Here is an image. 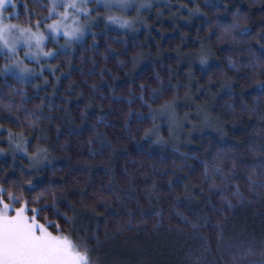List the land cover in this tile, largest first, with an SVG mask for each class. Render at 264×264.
<instances>
[{
	"label": "snow or ice",
	"instance_id": "snow-or-ice-1",
	"mask_svg": "<svg viewBox=\"0 0 264 264\" xmlns=\"http://www.w3.org/2000/svg\"><path fill=\"white\" fill-rule=\"evenodd\" d=\"M32 2L38 3V0ZM134 2L135 0H53L48 16L44 18V27L53 33L52 40L56 44L60 43V34L63 33V56H75L80 61L79 65H75L72 60H66L65 71V65L51 63L53 59H59V51H44L46 36L40 30L41 21H36L35 30L31 26L13 23L14 19H19L20 13H9L7 10L9 6L17 8L16 0H0V50L7 49L0 57L6 61L0 65V73H7L14 68L37 77V80L42 79L43 85L35 84L34 91L39 93L43 86L44 93L39 96L38 103L33 102V107L28 108V91L25 89L20 92L11 88V93L22 95L19 104L11 97L6 104H0V110L9 113L8 124L21 129L14 132L13 127L0 123V157L11 153L13 159L12 166L0 167V264H159L156 257L166 254L169 247L164 239H160L164 229L165 204L169 205V220L172 211H175L194 230L211 228L215 232L217 251L227 250L231 253L235 245L225 238L224 222L228 219V212L234 211L236 205L229 197H235L243 203L241 182L258 197L264 195V145L259 152L254 145L245 149V152L255 157V163L249 162L237 147L233 148L231 154L224 149L213 152L204 145H201L204 150L200 154L181 151L183 146L194 143V133L203 135L210 129L223 138L228 136V127L234 129L238 125L243 126L245 114L249 115L250 122L251 114L256 109L243 96L239 107L231 103L221 105L220 113L212 111L226 94L235 99L236 86L239 85L235 77L225 74L224 79L219 82H214L209 77L205 85L198 79L193 83V73L188 72L185 75L189 83L186 84L180 81L177 72L169 66L167 81L156 72L155 81L159 87L152 88L151 85L138 83L135 77L141 65L154 64L167 51L159 40L154 43H149L147 38L138 40L130 50L125 40L123 52L114 48L112 43L107 44L103 52L100 51L96 33L97 20L92 16L89 4L97 5V12L100 4L107 9H111L114 4H123L122 10L126 11ZM195 2L196 0H192V4ZM58 3H63L66 10L73 9L80 19L75 18L73 12L65 11L59 13V18L47 23ZM144 6L140 5L141 8ZM147 6L151 8V4ZM165 7L171 6L165 4ZM229 7L225 5V11ZM186 8L190 17L199 13V7L192 8L184 3L177 6V11ZM24 14L29 19L36 15L35 12H29L27 0H24ZM161 16L162 13L157 9L155 20H161ZM69 17L72 19L69 20ZM232 18L230 24L218 23V26L224 34L232 36L234 44L242 43L249 51H254L252 39H236L249 32L247 26H240L243 15L237 10L232 13ZM172 19L175 23L174 14ZM109 22L134 33L143 28L146 37L152 35V24L148 18L129 21L119 15H108L104 21L105 28ZM237 28L238 33L234 31ZM89 32L91 44H85L84 39ZM212 36L220 38L217 33H210L207 37L209 42ZM181 40L187 41V35L182 34ZM33 41L39 53L49 58L46 65L42 63L39 53L33 58ZM255 42L264 49V34ZM194 43L200 44L198 52L185 53L178 47L174 49L175 59L191 62L192 57L196 56L201 65H207L212 58L210 49L205 48L199 36ZM22 44L27 45L23 56L20 54ZM153 48L156 50L155 54ZM244 49L232 47L234 52L242 53ZM84 52H92L93 55L85 57ZM97 55L102 56L103 64L97 61ZM121 56H128V61L120 59ZM110 59H115L122 69L130 64L131 70L124 71L121 77L108 67ZM31 64L38 65V69L31 68ZM88 64L91 67L85 73ZM251 67L253 77L257 74V67L264 72V58H257ZM46 68L51 69L47 76ZM228 70L238 71L230 58ZM220 71L223 73L224 69L221 68ZM74 72H78L82 79L70 83L66 94L60 93L62 78L71 80ZM95 77H99L100 83L88 84V79ZM124 77L131 81L127 86V96L117 94L116 81ZM28 83V80L21 81L24 85ZM85 85L99 95L86 94L82 90ZM253 86L264 89V78L256 79ZM137 87L140 89L139 94L135 91ZM213 87L219 90L215 94L211 91ZM103 88H108L110 95H104L100 91ZM78 89L81 90L77 91ZM57 96L61 103L54 104L53 100ZM201 97L206 99L201 100ZM73 99L76 100L75 115L74 109L70 107ZM104 102H107V109ZM137 103L147 111L134 109L133 106ZM190 107L196 109L195 119L188 111L182 117L179 115L180 108ZM20 108L23 111L17 112ZM97 112L102 114L97 115ZM2 120L4 118L0 117V121ZM44 121L47 122V127L43 125ZM149 122L151 127H145V123ZM165 130L167 137L163 135ZM137 133L141 135L137 137ZM126 144H148L160 148L170 146L176 158L170 165L160 161L162 166L152 163L148 168L144 167V161L141 160L139 166L130 170L127 157L131 153ZM242 144L241 141L239 145ZM57 152L60 154L57 155ZM18 154L28 161L26 165L22 162L19 168L14 163ZM222 156L230 160L231 167L227 171L222 166ZM61 160L67 161L68 166H57V162ZM122 160L125 161L124 164H121ZM189 160L198 161L199 167L188 163ZM185 169L188 171L185 172ZM48 172L51 175L46 178L45 173ZM57 173H62L58 179ZM197 174L202 178L201 183L192 182V177ZM180 188H183L182 194L178 191ZM197 192L199 196L196 195ZM214 197L222 202L219 207L215 205ZM182 200L200 203L207 201L205 208L211 207L209 211L204 208L194 211L193 215L197 218L194 222L180 211ZM210 212H218L222 219L212 225ZM100 217L104 218L103 225ZM150 221H154L151 225L152 233L141 228V225ZM167 231L171 232L172 228L169 226ZM129 232H134V236H140L143 232V238L136 240L126 237ZM196 235L202 241L203 251L211 252V233ZM171 247L174 248L175 244ZM123 253H139L141 256L151 254L152 260H130ZM254 255L256 252L253 248L247 247L242 255L233 256V264ZM259 256L260 259L251 264H264V242L261 243ZM211 264H216V261Z\"/></svg>",
	"mask_w": 264,
	"mask_h": 264
},
{
	"label": "trees",
	"instance_id": "trees-1",
	"mask_svg": "<svg viewBox=\"0 0 264 264\" xmlns=\"http://www.w3.org/2000/svg\"><path fill=\"white\" fill-rule=\"evenodd\" d=\"M28 4L32 3V0H27ZM39 4L43 5L44 11H49L52 7V0H38ZM181 3L188 4L190 7L195 8L199 7V13L190 17L188 14V9H183L181 11H177V6ZM17 8L13 9L11 6L8 8V12L18 11L20 13L19 19H14L13 22L15 23H23L25 14H24V0H16ZM165 4L170 5L171 7H165ZM248 0H196L195 4H192V0H154L153 12L148 15L149 23L152 24V35L147 36L145 35V30L143 28L140 29L138 33L131 32L126 29H121L117 25H112L110 27L105 28L103 23L96 26V33L97 39L99 41L98 48L100 51H104L107 44L112 43V46L116 49H119L121 52L124 51L123 45L125 40L128 45V49H132L135 43L138 40H145L147 38L149 43H154L155 40H159L161 45L167 51L163 53L162 58L158 59L154 64H146L141 65V67L137 70L136 73V81L138 83H145L146 85H151L152 88H158L159 85L155 81V74L156 72L160 73V76L167 81L168 76L170 73L168 72L169 66L177 72L179 79L183 83H189L188 78L186 77V73L192 72L193 73V83L196 79L199 80L201 84H207L209 77L214 82H219L220 80L224 79L225 74L228 77H233L234 72L228 70L229 58L236 64V67H239L240 63L242 62V58L247 59V57H252L254 54L257 58H264V49L260 48L256 45V40L254 39L256 32L259 28V24H250L249 32L247 35L242 37H236L237 40H247L252 39L253 41V48L254 51H243L242 53L237 51H232V47L237 48H246L244 44H234L233 38L231 35H226L223 33V30L218 26L219 24H230L232 22V13L235 11L237 7H240L241 11H246L248 8ZM225 5H229L227 11H225ZM135 4L132 3L129 8H135ZM259 7V5H257ZM57 8H63L62 5L58 6ZM113 9H120L122 10L123 6L114 4L112 6ZM128 8V9H129ZM157 9L160 10L162 13L161 20L156 21L155 17L157 15ZM254 14L255 9H253ZM29 12H34V9L29 7ZM175 15L176 20L175 23L173 22L172 15ZM184 17V18H181ZM57 17V9L52 10V18L49 19L51 22L52 19ZM32 19L35 18V15L31 17ZM259 17H257V20ZM210 23H213L209 26ZM247 23V22H246ZM179 27H176V25ZM43 25V23L41 24ZM139 27V25H137ZM175 28V31L173 29ZM210 33H217L219 35V39L217 36H212L211 41L207 40V37ZM238 33V32H237ZM187 35V41L181 40V35ZM200 37L201 40L204 42L205 48H209L212 54V58L209 60L207 65H201L199 63V58L196 56L192 57L191 62H184V61H177L175 59L176 52L174 49L178 47L185 53H195L198 52L200 49V44L194 43L197 40V37ZM258 39V37H257ZM52 43V42H50ZM49 43V44H50ZM85 44H91V32L84 39ZM147 51V49H145ZM153 54H155V48L152 49ZM60 54L62 55L59 64L65 65V71H67V64L66 60L71 59L75 65H79V61L75 56L64 57V49H59ZM92 52H87V56H92ZM3 54H0L2 57ZM171 57V58H170ZM97 61L100 64H103L102 56H96ZM120 59L128 61V56H121ZM3 61H0L2 64ZM53 64H57L58 61L53 59L51 61ZM190 64V66H189ZM163 65V66H161ZM91 67V64H88L85 67V73L87 72L88 68ZM108 67L112 68L113 72H116L118 75L123 77L124 71L131 70V65L129 64L127 68H121L115 59H110L108 62ZM223 68L224 72L222 73L220 69ZM60 75L59 72L56 73ZM48 75V72H45V76ZM241 79L247 78V73L240 74ZM51 79V77H49ZM82 79L81 75L78 72H74L71 80L62 78V84L59 87V92L66 94L67 87L73 81H80ZM28 80L29 83L27 85L21 84V81ZM37 77H34L28 74L26 77L15 73L12 71H8L7 73H0V95H3L9 88L12 86L17 87H25L28 93L30 94V99L28 100L29 108L33 107V102H39V96L44 95L43 93V86H41V91L35 92L34 89L31 88L32 84L35 83ZM130 78L124 77L121 80L116 81L117 86V94L121 95H128L127 86L130 84ZM176 82L175 80L173 81ZM41 85H43V80L38 81ZM92 83H100L99 77L89 78L88 84ZM78 89L77 91H80ZM82 90L86 94H95L99 95V93H93L92 89L87 85L83 86ZM239 85L236 86V96L235 99L230 94H226L219 100V104L216 108L212 109L214 113H220L222 111L221 105L226 106L228 104H235L237 107L240 105V92ZM51 89H49V92ZM100 91L103 92L104 95H110V90L108 88H103ZM136 93L139 94L138 87L135 89ZM212 93L215 94L219 90L215 87L211 89ZM245 91V97L247 98L250 95L253 96H261L264 95V89L257 88L253 86L252 88H247ZM181 95H183V90H181ZM7 99V97H5ZM34 98V99H33ZM168 98V97H166ZM201 100L206 99V97H201ZM219 99V98H218ZM15 102V101H14ZM54 104L61 103L60 97L57 96L53 100ZM74 109V115L76 114V100L73 99V103L70 106ZM104 107L107 109V102H104ZM134 109L146 112L147 109L140 108L139 103L135 104ZM127 111V108H125ZM179 115L182 117L184 112L188 111L192 113L193 119H195V107L190 108H180ZM102 114L97 112V115ZM9 113L0 110V117H3L5 121H7V117ZM230 118V117H229ZM79 123V120H77ZM43 125L47 127V122L44 121ZM13 127L14 132L21 131L20 128L16 127L14 124L10 125ZM145 127H151L150 122L145 123ZM244 126H247L246 123ZM103 130V129H101ZM228 136L221 137L216 132L212 130H206L203 135L200 133H194L192 136V140L194 143L189 145L183 146L181 151H191L196 152L198 154L202 153L204 149L201 148V145L210 147L213 152L224 149L228 151L230 154L233 151L234 147L240 148V153L248 159L249 162L255 163V157L247 152L245 149L252 147L251 144L247 143L249 137L247 135L248 129L241 126L236 130H232L231 127L227 128ZM141 133H137V137H139ZM163 135L167 137V131L163 132ZM255 139L254 137L252 138ZM243 142L242 145H239L240 142ZM7 147L6 144L3 145ZM129 148L131 153L130 156L127 157V166L130 170H134L135 167L139 166L140 161H144V167L148 168L152 163H157L158 166L160 165V161H164L166 165H170L171 161L176 158L175 153L172 152L171 147L160 148L158 146L142 144V145H135V144H126ZM60 153L57 152V155ZM221 159L223 160V167L225 171H227L231 167L230 160L228 157L222 156ZM135 161V164H133ZM27 164L28 161L23 158L22 155L18 154L17 159L15 160V167H21V163ZM67 161H58L57 166H64L67 167ZM125 161L122 160L121 164H124ZM188 163L196 165L199 167V162L196 160H189ZM13 165V159L11 153H8L2 157H0V167L8 168ZM202 171V168L199 169ZM188 170L185 169V172ZM51 173H45V176H50ZM62 173H57L56 178L58 179ZM193 183H201L202 178L199 175H195L192 177ZM178 191L182 194L183 188L178 189ZM234 191V189H233ZM241 192L243 194L244 200L243 203L240 202L239 199L235 197H229L232 199L233 204L236 205L234 211L228 212V219L224 222V235L226 239H230L235 247L233 248L232 252L230 253L227 250L223 252H219L216 249L215 244V232L211 231V228H200V229H192L191 226L186 221H182L180 217L175 214V211H172L171 220L168 217L169 205L165 204V220H164V229H162V236L160 239H164L165 243L169 245L166 254L160 255L156 257V260L159 264H211L212 261H216V264H233V256L234 255H242L244 250L247 247H252L253 251L256 252L254 256H247L244 259L238 261V264H251L252 261H258L260 259L259 250L261 243L264 242V195L258 197L255 193L249 191L247 185L241 182ZM199 196V193H196ZM214 202L217 207L221 205V201L218 197H214ZM207 201L203 203L200 202H189L186 200H182L179 209L185 215H188L190 219L196 222L197 218L193 215L194 211H197L201 208H204L205 211H209L208 208H205V204ZM226 207V206H225ZM212 225L215 224V221L222 219L218 212L212 213ZM154 221H150L147 224L141 225V228L147 229L150 233H152L151 225ZM202 223V221H200ZM100 223L103 225L104 218L100 217ZM111 226V225H110ZM172 228V231H167L168 227ZM196 233L201 234H209L211 233V249L212 251L209 253H205L202 248V241ZM154 235V234H153ZM126 237H133L136 240L143 238V232H141L140 236H134V232H129L126 234ZM185 241L187 243H185ZM172 244H175V247H171ZM124 256H127L130 260H145L151 261L152 256L143 255L141 256L139 253L134 255H129L127 253H123Z\"/></svg>",
	"mask_w": 264,
	"mask_h": 264
},
{
	"label": "clouds",
	"instance_id": "clouds-1",
	"mask_svg": "<svg viewBox=\"0 0 264 264\" xmlns=\"http://www.w3.org/2000/svg\"><path fill=\"white\" fill-rule=\"evenodd\" d=\"M134 4L136 5L134 10L129 8L126 11L120 10V9H113V8L107 9L103 4L99 5V11L98 12L96 11L97 5L89 4V7L92 9V16L95 17L97 20L96 26L100 25L101 23H103V25H104L105 18L108 15H119L122 18L127 19L129 21H133V20L138 21L139 18H148V15L153 12L154 0H135ZM141 4H144L145 6L141 8L140 7ZM148 4H151V8H149L147 6ZM247 5H248V8L246 11L242 12L240 7H237L234 12L239 10L240 13L243 15L244 18L240 20V26H247L248 31L250 30L248 27L250 24H257L258 23L260 25L257 32H256V35L254 37L255 40H259V39H261L262 34H264V0H248ZM257 5H259V7H257ZM29 7L34 9V12L36 13L35 18L29 19L28 16H25L24 22L18 23V24L23 25L25 27L31 26L33 28V30H35L36 21L40 20L41 24L43 23V27L40 26V30L44 31L45 35H46L47 30L44 27V18L48 16L49 11H47V12L44 11L43 5L39 4V3H33L32 2L31 4H29ZM253 9H255V12L257 14H254ZM65 11H67V10L65 9L64 11H61V13L65 12ZM72 15L75 18H77L78 20L80 19L79 15L77 13H75L74 11H73ZM257 17H259L258 20H257ZM51 22H52V20H51ZM51 22H49V20L47 21V23H51ZM212 24L213 23H210L209 26H211ZM112 25H115V24H112L111 22L108 23V27H110ZM137 25H139V23ZM234 31L238 32L239 28L234 29ZM257 37H258V39H257ZM64 43H65L64 41L60 42L59 44L52 42V43L48 44V46L46 48H44V51L45 52L59 51V49L61 47H63ZM244 51L245 52L249 51L247 49V46L244 49ZM83 55L85 57H88L87 52H84ZM61 56L59 57L58 60L55 59L58 61L57 64H59V60H60ZM42 57H43L42 63H44L46 65L49 61V58L47 56H44L43 54H42ZM244 57H247V59L242 58V62L240 63L239 67H237L238 71L234 72L233 77H235L237 79L239 87L241 89L239 92L240 99H241V96H243V98L247 100L248 104L252 105L253 108L256 109V111H254L251 114L250 122H249V115L245 114V116L243 118L244 119L243 127L248 129L247 135L249 137V140L247 141V143L254 145L256 147L257 151L259 152L260 147L262 145H264V95L253 96V95L249 94V96L246 98L244 90L247 88H252L254 81L256 79L264 78V72H261L260 68L257 67L255 70L257 74L255 75V77H253V68L251 67V65L255 64L257 57L255 56V54L251 58L248 56H244ZM67 60H71V59L69 58ZM0 61H3V63L0 65H3L6 63V61L3 58H0ZM30 67L33 68L34 70L38 69V65H36V64H31ZM48 71H51V69L46 68L45 72H48ZM241 73H247V78L241 79V76H240ZM38 81H40V80H36V82L32 84V86H31L32 89H34L35 84H40V83H38ZM11 88L18 89V90H20V92H23L26 89L25 87H17V86H12ZM11 88H9L7 90V92H5L3 95H0V97H2V99H0V104H6L8 102L9 97H11L15 101V103L19 104V102L21 101V99L23 97L20 94L11 93V91H10ZM139 91H140V89H139ZM5 97H7V99ZM27 107L29 108L28 105H27ZM2 111H4V110H2ZM16 111L22 112L23 109L20 108V109H17ZM4 112H7V111H4ZM0 123H4L6 126H10L8 124V121H5V120L0 121ZM245 123L247 126H244ZM240 127H241V125H238L234 129L232 128V130H236ZM253 137L255 138L254 140L252 139ZM238 146H239V144H238Z\"/></svg>",
	"mask_w": 264,
	"mask_h": 264
},
{
	"label": "rangeland",
	"instance_id": "rangeland-1",
	"mask_svg": "<svg viewBox=\"0 0 264 264\" xmlns=\"http://www.w3.org/2000/svg\"><path fill=\"white\" fill-rule=\"evenodd\" d=\"M53 1V0H52ZM58 6H61L62 5V7L63 8H57V17L56 18H54V19H57V18H59V13L61 12V11H64L65 10V7H64V4L63 3H58L57 4ZM118 5H122L123 6V4H118ZM8 11V10H7ZM67 11H69V12H73L74 10L73 9H67ZM10 13V12H9ZM82 18V17H81ZM72 19V17H69V20H71ZM13 22V21H12ZM13 23H15V22H13ZM41 27H43V25H41ZM46 39H45V42H44V48H46L47 46H48V44L50 43V42H53V40H52V36H53V33L49 30V31H47L46 32ZM11 39V38H10ZM64 41V39H63V33H61L60 34V42H63ZM32 48H33V58H34V56L37 54V53H39V49H37L36 48V45H35V41H33L32 42ZM27 49V45L26 44H22L21 45V56H23L24 55V51ZM60 49H63V47H61ZM7 52V49L6 48H4V49H2V50H0V54H4V53H6ZM40 55H41V61L43 62V57H42V53H39ZM31 66V65H30ZM9 71H12V72H15V73H19V74H21V75H23V76H27L28 74H25V73H21L18 69H10Z\"/></svg>",
	"mask_w": 264,
	"mask_h": 264
}]
</instances>
